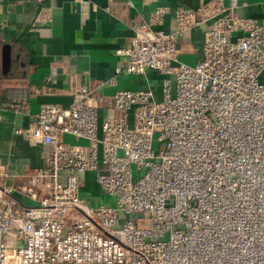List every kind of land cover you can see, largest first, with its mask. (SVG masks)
<instances>
[{
	"label": "built area",
	"instance_id": "2783aa9c",
	"mask_svg": "<svg viewBox=\"0 0 264 264\" xmlns=\"http://www.w3.org/2000/svg\"><path fill=\"white\" fill-rule=\"evenodd\" d=\"M246 4L177 5L170 27L158 5L131 24L116 72L155 71L161 98L79 84L69 105L43 104L16 130L45 162L20 188L29 204L0 185V264H264V17ZM193 28L200 46L182 49ZM8 99L29 111L26 86ZM90 169L116 206L87 200Z\"/></svg>",
	"mask_w": 264,
	"mask_h": 264
},
{
	"label": "crops",
	"instance_id": "0c3cea01",
	"mask_svg": "<svg viewBox=\"0 0 264 264\" xmlns=\"http://www.w3.org/2000/svg\"><path fill=\"white\" fill-rule=\"evenodd\" d=\"M208 1L0 0V185L15 190L20 205L31 202L20 188L28 174L44 164L45 148L16 130L31 126L43 104L69 105L72 90L79 84L90 85L108 98L118 89L152 86L161 98L160 75L155 71L142 75L116 72L125 62L116 50L130 44L131 24L150 19L158 5L171 8L163 24L170 27L177 5L196 8ZM245 1V15L264 17V0ZM202 38V30L193 28L179 38V45L197 49ZM8 44L11 63L5 72L4 46ZM113 77L116 81L111 83ZM17 85L28 89L29 111L10 106L8 87ZM63 139L88 143L72 134H64Z\"/></svg>",
	"mask_w": 264,
	"mask_h": 264
},
{
	"label": "rangeland",
	"instance_id": "374dc122",
	"mask_svg": "<svg viewBox=\"0 0 264 264\" xmlns=\"http://www.w3.org/2000/svg\"><path fill=\"white\" fill-rule=\"evenodd\" d=\"M155 146L157 145V141L154 142ZM136 169V167H135ZM144 171V170H143ZM84 186H82V192L84 195L87 196V200L92 204L96 203V198L99 199V203H104L106 205H113L116 206V195L106 193L100 187L99 183L96 179V171L95 170H88L85 179H84Z\"/></svg>",
	"mask_w": 264,
	"mask_h": 264
},
{
	"label": "water",
	"instance_id": "95a60500",
	"mask_svg": "<svg viewBox=\"0 0 264 264\" xmlns=\"http://www.w3.org/2000/svg\"><path fill=\"white\" fill-rule=\"evenodd\" d=\"M10 63H11V50H10V45H5L4 46V69L5 72H8L10 68Z\"/></svg>",
	"mask_w": 264,
	"mask_h": 264
}]
</instances>
